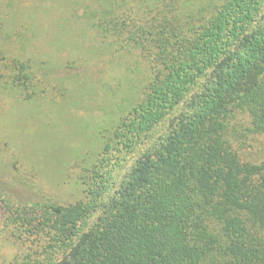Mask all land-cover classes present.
I'll use <instances>...</instances> for the list:
<instances>
[{
    "label": "trees",
    "instance_id": "16d2710c",
    "mask_svg": "<svg viewBox=\"0 0 264 264\" xmlns=\"http://www.w3.org/2000/svg\"><path fill=\"white\" fill-rule=\"evenodd\" d=\"M98 2L89 27L146 84L73 165L81 200L1 197L0 264H264V0ZM49 76L0 51L17 100Z\"/></svg>",
    "mask_w": 264,
    "mask_h": 264
},
{
    "label": "rangeland",
    "instance_id": "374dc122",
    "mask_svg": "<svg viewBox=\"0 0 264 264\" xmlns=\"http://www.w3.org/2000/svg\"><path fill=\"white\" fill-rule=\"evenodd\" d=\"M98 3L0 0V51L50 72L37 102H21L0 88V199L81 200L73 165L99 150V130L124 115L145 86L143 65L113 52L89 27L87 10ZM69 66L88 68L90 84L78 83Z\"/></svg>",
    "mask_w": 264,
    "mask_h": 264
}]
</instances>
